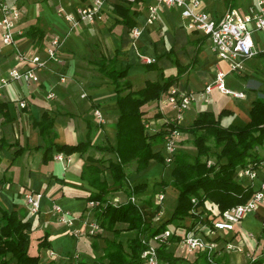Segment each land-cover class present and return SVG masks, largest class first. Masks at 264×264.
<instances>
[{"label":"crops","instance_id":"crops-1","mask_svg":"<svg viewBox=\"0 0 264 264\" xmlns=\"http://www.w3.org/2000/svg\"><path fill=\"white\" fill-rule=\"evenodd\" d=\"M3 1L19 5L20 26L24 30L35 24L46 32L40 41L25 35L18 36L17 44L25 52L38 51L46 58V48L50 45L52 35L58 33L63 40L56 53L57 59H49L47 67L40 72L38 81H10L0 93V205L9 211L15 210L20 217L31 223L29 252L33 255L39 254L43 264H108L106 252L109 244L116 240L126 246L136 237L137 230L128 229L127 223L119 222L115 226L118 233L101 227L96 234H87V222L95 219L88 198L98 190L82 176V170L88 162V156L114 158V154L101 153L90 148L83 154L64 153L70 160L56 159L55 155L59 152H55L52 159L44 162V146L50 138L43 137L34 120L40 119L45 110L48 111L54 117L53 128L56 134L52 140L59 144L84 140L89 128L93 145L104 142L114 144L115 123L119 115L114 85L107 76L98 71L93 62L101 54L109 59L117 56L118 66L128 70L129 79L139 89L147 79L162 80L164 76L178 73L177 66L168 56L170 53L181 65L189 66L180 72V76L173 83L179 90H202L215 78L217 67H220L227 72V87L244 92V96L237 97L213 89L207 102L199 96L181 112V124H190L200 111L209 110L218 114L222 109H228L231 114L222 118L223 123L244 126L250 120L253 101L261 92L263 95L264 91V33H253L257 54L244 60V70L228 72V63L215 54L210 39L199 31L187 28V20L178 7L163 6L154 23L149 24L148 5L153 0L132 1V5L126 0H108L101 20L82 21L73 27L57 14V8L61 6L72 11L88 0ZM255 1L231 0L229 4V0H205L204 7L213 16L220 17L227 8H235L243 13ZM118 3L127 7L131 5V11H139L134 16L136 26L141 28L138 37H134L130 26L118 21L114 11V5ZM143 56L155 57L156 60L152 63L157 69L147 66ZM224 62L226 69L223 67ZM23 67L16 58L15 48L4 44L0 38V78L6 76L12 68ZM232 73L236 77L231 76ZM61 76H65V80H61ZM51 91L55 93L53 98L48 97ZM165 96L166 94L162 98ZM21 100L25 101V106H20ZM96 108L102 111V119L95 115ZM143 109L155 128H161L165 122L171 121L177 115L175 108L168 103L160 105L159 100L146 103ZM156 113L157 117L153 116ZM186 138L192 139V136L181 131L178 144ZM13 142L18 144L11 147L6 145ZM19 146H23V150L15 155L14 152ZM155 147L164 154L163 142ZM135 166L134 161L127 164L126 182L123 186L111 185L108 198L113 203L124 202L128 199V187L147 181V188L133 193L132 196L136 198L147 221L159 222V215L163 212H157L156 194L164 193V201L167 200L173 205L171 211L176 204V196L172 194H177V191L169 192L172 185L160 182L167 180L168 173L171 176L169 169L172 165L151 159L147 167L140 171ZM259 175L264 177V160ZM105 176L109 177L108 170H105ZM30 190L40 191L44 195L38 213L31 211L25 201L24 194ZM54 202L76 217L74 227L81 230V235H73L70 228L57 219L53 210ZM256 210L262 211L255 213V217H261L263 225L264 201ZM155 217L157 220L154 222ZM235 230L236 224L233 230L225 234L234 240L238 234H229ZM251 233L254 234L250 231L249 235ZM45 235H48L46 241L49 246L41 248L39 243ZM238 242L244 248L247 247L248 243L243 239L240 238ZM236 257L241 260L242 254L230 253V258L228 255L225 258L235 263Z\"/></svg>","mask_w":264,"mask_h":264},{"label":"trees","instance_id":"trees-1","mask_svg":"<svg viewBox=\"0 0 264 264\" xmlns=\"http://www.w3.org/2000/svg\"><path fill=\"white\" fill-rule=\"evenodd\" d=\"M126 1L132 5L139 0ZM230 2L231 0L229 4ZM131 5L127 7L115 4L114 11L120 23L133 28L136 26L134 16L139 11L136 9L131 11ZM23 35L40 41L46 32L31 24ZM168 56L177 66L178 73L164 76L162 80L147 79L139 89H136L129 79L128 70L118 66L117 56L109 59L101 54L93 62L98 71L107 76L114 85L115 100L119 107L114 144L104 142L93 145L90 128L84 140L59 144L52 140L56 134L53 128L54 117L48 111L45 110L40 119L34 120L43 137L50 138L44 146V162L52 159L55 152L83 154L92 148L97 152L114 154V158L103 156L96 158L90 155L82 170V176L98 190L90 195L88 200L96 202L92 208L95 220L101 227L118 233L116 224L124 222L127 223L128 229L137 230L136 237L126 246L116 240L109 244L106 252L108 264H142V252L147 244L154 242L153 237L167 229L173 232L170 240H180L190 230H200L207 234L212 220L219 218L222 211L247 202L260 187L254 182L250 183L247 179L240 178L239 170L248 166L259 168L264 160V156L259 152V148L264 145V91L263 95L253 101L250 120L244 126L223 123L222 118L230 115L231 111L222 109L218 114L209 110L200 111L187 125L167 121L156 131H150L145 127V121L150 118L145 115L143 106L150 101L161 99L176 82L180 72L189 67L181 65L170 53ZM147 66L157 69L153 63H147ZM154 116L157 117V113ZM174 127L192 136L196 153L190 160L185 152L177 151L174 164H171L172 178L169 182L177 191L176 204L169 217L155 224L152 220L147 221L144 218L139 204L131 199L133 193L147 188V181L128 187V199L119 204L111 202L108 194L111 185H124L127 180L126 166L130 162H136L137 171L147 167L151 159L167 165L162 150L157 149L155 145L162 143L165 134ZM17 144L18 142H13L6 145L11 147ZM22 150L23 146H19L14 152L15 155ZM105 170L109 171V177L105 176ZM160 182L166 185L164 180ZM207 202L216 204L219 213L207 211ZM157 207L159 208V205ZM185 219H190L189 223L184 222ZM30 232L31 223L28 220L20 217L15 210L9 211L0 205V264H43L39 254L33 255L29 252ZM261 233L264 234V224ZM47 237L48 235L44 236L39 247L49 246ZM157 251L160 259L171 264H209L205 253L197 252L194 258L177 255L168 249L166 242H159ZM261 252L253 261L254 264H264ZM218 260L221 261L222 258ZM225 262L228 263L227 258Z\"/></svg>","mask_w":264,"mask_h":264},{"label":"built area","instance_id":"built-area-1","mask_svg":"<svg viewBox=\"0 0 264 264\" xmlns=\"http://www.w3.org/2000/svg\"><path fill=\"white\" fill-rule=\"evenodd\" d=\"M204 1L153 0L148 5L147 23H154L163 6L180 8L181 15L187 20V28L199 31L210 39L215 54L228 63V72H242L244 70V60L257 54V50L254 47L253 33L255 31L264 33V0H256L249 4L243 13L235 8H227L220 17L213 16L205 9ZM107 2L108 0H88L83 5L76 6L72 11L60 6L57 8V14L64 17L73 27L78 26L82 21L96 22L103 18ZM20 19L21 9L18 4L0 0V38L4 44L15 48L17 60L24 65L22 69H10L6 76L0 78V93L10 81H23L26 83L38 81L40 79L39 74L47 67L49 59H57L56 53L62 43V36L56 33L52 35L50 45L46 48V58L38 51L34 53L25 52L17 44V37L23 35L25 31L20 26ZM131 32L134 37H138L141 33V28L134 26L131 28ZM143 60L146 63H152L156 58L143 56ZM226 75V71L217 67L215 78L200 91H181L172 84L165 98L159 99V103L160 105L168 103L175 108L177 115L171 121L180 123L181 112L188 108L199 96L205 102L209 101V93L213 89H218L223 93H229L237 97L244 96L243 91H236L227 87L225 83ZM61 80H65V76H61ZM48 97H55V93L53 91L49 92ZM20 106H25L24 100L20 101ZM94 113L99 119H102L103 114L99 108H96ZM145 127L150 131L159 129L154 127L151 119L145 121ZM180 135V129L174 127L169 129L164 136V156L167 165L174 163ZM55 158L58 160H70L63 152L57 153ZM259 170L260 167L252 168L250 166L239 170V175L247 179V182L253 183L256 178L261 179L259 189L247 202L233 205L222 211L219 218L212 220L210 231L207 234L190 230L180 240H170L169 238L173 232L167 229L155 235L153 237L154 242L148 243L142 252V264H171L158 256L157 245L159 242H166L168 245L174 244L176 249L182 248L190 254L205 253L209 264H254L253 261L259 257L254 252L251 254L247 253L248 262L244 263L238 257H236L235 263L225 262L226 253H231V251L237 255H243L244 253V246L239 242L233 243V237L230 238L226 234L234 229L237 222L256 210L259 204L264 201V177L261 178ZM43 197L44 195L40 191L30 190L24 194L30 210L35 213L41 210ZM131 199L136 201L134 196ZM163 200L164 193L158 192L155 204L157 206L161 205ZM89 204L94 206L96 202L91 200ZM53 210L57 214V219L70 228L73 235L79 236L82 234L81 230L74 227L76 217L69 210L57 202H54ZM206 210L216 214L219 213L218 207L214 203H207ZM206 214L207 212H205ZM87 224L88 235H94L101 230V225L95 219L88 221ZM250 236H254V234L251 233ZM143 242H145V239H143ZM260 256H264V246ZM219 258H222V260L219 261Z\"/></svg>","mask_w":264,"mask_h":264},{"label":"rangeland","instance_id":"rangeland-1","mask_svg":"<svg viewBox=\"0 0 264 264\" xmlns=\"http://www.w3.org/2000/svg\"><path fill=\"white\" fill-rule=\"evenodd\" d=\"M62 40H63V37H62ZM223 67L226 69V63L225 62L223 63ZM231 76L234 77L235 75L232 73ZM261 95H262V92L259 94V96H261ZM152 115H150V116H152ZM178 146H179L178 151H181L182 153L185 152L188 155V159H190V160L193 158V156L196 153V150H195V147H194V145L192 143V139L191 138L183 139V141L181 143H179ZM259 152L262 155L264 154L263 146L260 147V151ZM175 158H176V156H175ZM213 160H214V158H213ZM127 170H128V167H127ZM169 172H170V169H169ZM240 178H243V177L240 175ZM166 179H167V180H165L166 185L167 184L170 185L169 182L171 181V176H170L169 173L166 175ZM254 184L256 186L260 185L259 178H256L254 180ZM162 189H164V186L162 187ZM174 190L175 189L172 186L168 191L169 192H174ZM172 195L176 196V194H172ZM136 202H137V200H136ZM119 203H121V202H117L116 204H119ZM172 206L173 205L170 204L167 200L166 201L163 200L161 205H159V208L156 207L157 208V212H160V211L163 212V214H160V215L158 213V215H159L161 220H164L166 217H169V215L171 213ZM257 212L262 213L261 210H254L253 212L249 213V215L247 217L243 218L242 220H240L239 222L236 223V230L229 234L230 236L234 235L235 233L238 234V236L236 235V237L234 238L233 243H238L240 238L243 239V241H245L246 243H248L247 247L244 248V253H243L242 259H241V261L244 262V263L249 261L247 253L251 254L252 252H254L255 255H258V253L262 251V248L264 246V234L261 233V228H262L263 221H262L261 217H259V218L255 217V213H257ZM262 216H263V214H262ZM155 220H157V217H155V219L153 221L155 222ZM189 221H190V219H185L184 220V222H188V223H189ZM199 226H201V225H199ZM250 231H252L256 235H254L253 237L250 236L249 235ZM174 246H175L174 244L168 245V249L176 251L175 252L176 254H180V255L182 254V255H185V256H187L189 258H194L195 257L194 254L187 253L182 248L181 249H179V248L176 249ZM231 253H233V252L231 251ZM226 254L230 258V253H226ZM230 262H232V260H230Z\"/></svg>","mask_w":264,"mask_h":264}]
</instances>
